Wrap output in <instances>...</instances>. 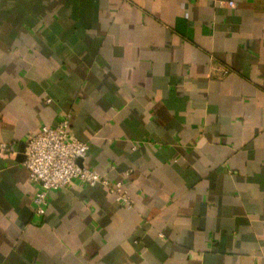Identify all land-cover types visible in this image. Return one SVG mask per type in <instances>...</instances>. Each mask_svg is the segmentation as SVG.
Segmentation results:
<instances>
[{"label": "crops", "instance_id": "1", "mask_svg": "<svg viewBox=\"0 0 264 264\" xmlns=\"http://www.w3.org/2000/svg\"><path fill=\"white\" fill-rule=\"evenodd\" d=\"M67 111L132 204L0 156V264H264V0H0V141Z\"/></svg>", "mask_w": 264, "mask_h": 264}, {"label": "built area", "instance_id": "2", "mask_svg": "<svg viewBox=\"0 0 264 264\" xmlns=\"http://www.w3.org/2000/svg\"><path fill=\"white\" fill-rule=\"evenodd\" d=\"M224 4L229 8L234 6L232 1ZM45 101L49 103L51 99L46 98ZM70 117L71 113L67 111L56 124L42 125L37 132L28 135L20 151L16 141H0L1 157L12 158L18 153L23 155L21 163L35 187L31 197L34 215L43 218L49 192L65 187L72 181L89 186L101 184L121 205L131 206L132 201L122 181H110L96 170L84 166L88 145L71 133Z\"/></svg>", "mask_w": 264, "mask_h": 264}]
</instances>
